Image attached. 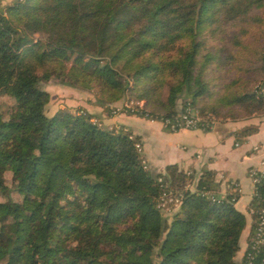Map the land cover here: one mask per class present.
I'll use <instances>...</instances> for the list:
<instances>
[{
	"label": "trees",
	"instance_id": "1",
	"mask_svg": "<svg viewBox=\"0 0 264 264\" xmlns=\"http://www.w3.org/2000/svg\"><path fill=\"white\" fill-rule=\"evenodd\" d=\"M2 1L0 96L15 105L0 111V264H246L254 219L236 207L234 184L223 193L212 171L195 182L177 165L152 172L127 127L96 123L101 113L83 107L49 114L44 83L96 89L108 112L128 96L144 100L127 112L146 118L187 104L221 120L263 112V82L218 84L215 72L239 68L264 27V0ZM165 190L180 204L160 207Z\"/></svg>",
	"mask_w": 264,
	"mask_h": 264
},
{
	"label": "crops",
	"instance_id": "2",
	"mask_svg": "<svg viewBox=\"0 0 264 264\" xmlns=\"http://www.w3.org/2000/svg\"><path fill=\"white\" fill-rule=\"evenodd\" d=\"M262 87L264 93V81ZM111 122L106 124L123 125L140 137L148 167L154 173H165L169 165H177L180 170L193 172L195 182L202 172L212 171L223 193L232 190V183L238 184L241 192L236 207L247 214L253 189L249 171L264 158V111L219 120L210 130L172 131L160 121L129 113L117 115ZM247 127L257 131L237 139V133ZM192 182L188 183L190 189L195 188Z\"/></svg>",
	"mask_w": 264,
	"mask_h": 264
},
{
	"label": "rangeland",
	"instance_id": "3",
	"mask_svg": "<svg viewBox=\"0 0 264 264\" xmlns=\"http://www.w3.org/2000/svg\"><path fill=\"white\" fill-rule=\"evenodd\" d=\"M14 2V0H3L2 1V8L4 9V6ZM255 35H250L248 37V42L250 43V47L248 50H245L244 55L238 56L239 68L231 67L229 70H220L216 71V83L221 84L228 82L233 78L234 75L236 76H242L244 79L250 81L251 86L253 89H256L264 81V57H262L263 49H264V27H256L254 29ZM36 37H40V34H37ZM237 67V66H236ZM57 80H51L50 82L44 83V87L48 89V91L51 93V101L49 104L48 113L51 114L54 111H56L58 108H76V107H83L87 109L90 113H101L100 117H93V121L96 123H113L111 122L112 119H114L117 115L127 113L125 111H121L118 113H114V109L117 107H122V105L125 102L128 103H136L138 101L142 102L144 104V107H146L144 100H137L135 97H126L123 100H120L119 102H116L113 105V110L106 111L103 107H100L99 105L95 104L96 101V89L91 90H85L81 88H75L67 85H61L58 83ZM132 84V82H131ZM217 89V88H216ZM219 90V88L217 89ZM0 111L4 113L6 116L11 112L12 107L15 105V100L12 97V95L6 94L0 96ZM261 113V112H257ZM113 115V116H112ZM135 115V114H133ZM112 116V117H111ZM145 118V117H143ZM223 118L222 116L218 117ZM147 119V118H146ZM116 123V122H115ZM111 128L118 126V124H110ZM137 143H140L141 152L145 157L144 154V147L143 144L139 141ZM139 149V148H138ZM145 164L148 166L147 159L144 160ZM6 182L8 185H11L12 183V174L6 173L5 175ZM11 197H13L15 200H20L21 195L17 193H12ZM3 200V196L0 195V201ZM166 209V208H165ZM250 226V224H249ZM249 226L246 227L245 231L243 232L242 239H241V249L239 251V258L242 257L245 245H246V238L249 234Z\"/></svg>",
	"mask_w": 264,
	"mask_h": 264
},
{
	"label": "built area",
	"instance_id": "4",
	"mask_svg": "<svg viewBox=\"0 0 264 264\" xmlns=\"http://www.w3.org/2000/svg\"><path fill=\"white\" fill-rule=\"evenodd\" d=\"M144 108V104L140 101L136 103L125 102L122 107L115 108L114 113L121 111L127 112L128 109L134 112L138 109L142 110ZM147 119L160 121L166 129L172 131H176L181 128L210 130L219 121L217 116L212 113L201 115L191 104H187L172 118L158 119L151 116V118ZM140 145V143H137L139 150H141ZM249 175L251 177L253 189L251 201L247 206V214L250 218L254 219V232L251 236L248 250L245 253L246 264H251L254 259L264 251V158L257 166L250 169ZM160 181L163 182V179L160 178ZM232 184L235 185L234 190L237 194H240L241 190L238 184ZM162 186L165 185L162 184ZM210 197L213 200H216L213 194H211ZM181 199V195L176 194L173 191L165 190L160 197L159 206L169 210L171 205L180 204ZM232 200L237 202V197L234 196Z\"/></svg>",
	"mask_w": 264,
	"mask_h": 264
}]
</instances>
